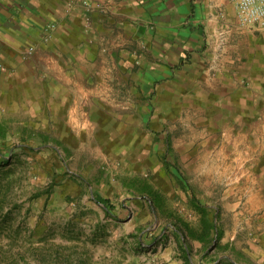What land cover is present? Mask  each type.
<instances>
[{"label": "rangeland", "instance_id": "1", "mask_svg": "<svg viewBox=\"0 0 264 264\" xmlns=\"http://www.w3.org/2000/svg\"><path fill=\"white\" fill-rule=\"evenodd\" d=\"M248 79L222 94L134 85L70 116L42 84L4 71L0 264H142L166 248L189 262L196 248L212 251L234 226L233 193L243 205L264 189V75Z\"/></svg>", "mask_w": 264, "mask_h": 264}, {"label": "crops", "instance_id": "2", "mask_svg": "<svg viewBox=\"0 0 264 264\" xmlns=\"http://www.w3.org/2000/svg\"><path fill=\"white\" fill-rule=\"evenodd\" d=\"M89 1L101 8L89 11L78 0H0V75L42 84L48 105L70 116L95 99L112 104L115 92L134 85L177 94L210 84L222 94L243 91V76L251 83L264 75V34L242 28L230 0ZM262 193L263 186L251 187L243 205L238 192L228 194L234 226L212 251L196 248L187 262L166 248L156 260L141 254L140 262L264 264V201L255 196Z\"/></svg>", "mask_w": 264, "mask_h": 264}, {"label": "built area", "instance_id": "3", "mask_svg": "<svg viewBox=\"0 0 264 264\" xmlns=\"http://www.w3.org/2000/svg\"><path fill=\"white\" fill-rule=\"evenodd\" d=\"M235 8L237 20L242 28H249L258 32L264 31V0H230ZM89 11L100 9L99 3L89 0H78ZM50 27L47 28V31ZM48 37H44L47 41Z\"/></svg>", "mask_w": 264, "mask_h": 264}, {"label": "trees", "instance_id": "4", "mask_svg": "<svg viewBox=\"0 0 264 264\" xmlns=\"http://www.w3.org/2000/svg\"><path fill=\"white\" fill-rule=\"evenodd\" d=\"M167 171H168L169 176L172 179L179 181V183H181L185 189H191L187 180L184 178V176L181 174V172L177 169V167H174V166L167 164ZM97 201L100 204H102L103 206H105L106 208H108V205H109L108 200L98 198Z\"/></svg>", "mask_w": 264, "mask_h": 264}]
</instances>
